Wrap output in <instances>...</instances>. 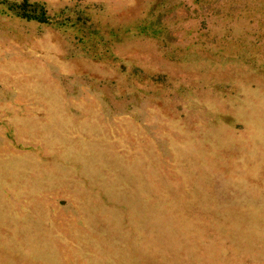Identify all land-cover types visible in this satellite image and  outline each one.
<instances>
[{"label": "rangeland", "instance_id": "374dc122", "mask_svg": "<svg viewBox=\"0 0 264 264\" xmlns=\"http://www.w3.org/2000/svg\"><path fill=\"white\" fill-rule=\"evenodd\" d=\"M0 264H264V0H0Z\"/></svg>", "mask_w": 264, "mask_h": 264}, {"label": "trees", "instance_id": "16d2710c", "mask_svg": "<svg viewBox=\"0 0 264 264\" xmlns=\"http://www.w3.org/2000/svg\"><path fill=\"white\" fill-rule=\"evenodd\" d=\"M29 2L25 1L22 5L17 6L19 7L18 11L19 13H21L22 16L28 18V19H35V20H39V21H44V16H42L41 14L37 13V12H31L29 10L26 9V6ZM141 28V32H145L147 28Z\"/></svg>", "mask_w": 264, "mask_h": 264}]
</instances>
